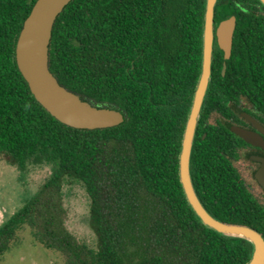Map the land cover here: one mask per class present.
Wrapping results in <instances>:
<instances>
[{"label": "trees", "instance_id": "1", "mask_svg": "<svg viewBox=\"0 0 264 264\" xmlns=\"http://www.w3.org/2000/svg\"><path fill=\"white\" fill-rule=\"evenodd\" d=\"M35 2L0 0V153L23 171L43 163L54 169L0 226V259L27 228L36 243L60 255L53 264L247 263L252 245L206 227L179 177L201 69L205 0H72L59 14L49 46L51 72L92 105L124 115L117 126L93 130L55 119L18 68L17 41ZM233 15L230 59L215 45L192 175L214 216L264 235L263 207L217 153L226 143L225 121L218 120L222 129L208 128L211 117L237 107L264 112V7L258 0H219L216 23ZM72 183L82 184L89 197L95 247L66 225L63 187Z\"/></svg>", "mask_w": 264, "mask_h": 264}, {"label": "water", "instance_id": "2", "mask_svg": "<svg viewBox=\"0 0 264 264\" xmlns=\"http://www.w3.org/2000/svg\"><path fill=\"white\" fill-rule=\"evenodd\" d=\"M72 0H36L26 18L16 45V62L32 95L47 112L61 123L76 129H103L124 121L121 111L97 107L78 93L62 86L49 68V46L53 26L59 14ZM219 0H205L202 30L200 75L188 113L179 154V177L186 199L197 218L209 229L226 237L239 238L252 245L250 259L245 264H264V235L257 228L241 223L223 221L205 206L196 189L192 175V156L202 111L213 77L214 48L217 43L229 60L232 54L237 17L231 16L216 26V7ZM264 7V0H258ZM226 64L223 68V74ZM254 126L258 123L242 113ZM230 129L245 141L257 146L264 143L254 132L231 125ZM256 178L264 187V159Z\"/></svg>", "mask_w": 264, "mask_h": 264}, {"label": "rangeland", "instance_id": "3", "mask_svg": "<svg viewBox=\"0 0 264 264\" xmlns=\"http://www.w3.org/2000/svg\"><path fill=\"white\" fill-rule=\"evenodd\" d=\"M53 169L52 163H43L31 165L23 171L17 163L0 153V226L37 194L51 177ZM63 195L68 211V229L81 241L95 247L97 238L89 225L90 201L84 186L66 184ZM60 261V255L36 243L26 228L17 245L0 259V264H53Z\"/></svg>", "mask_w": 264, "mask_h": 264}, {"label": "flooded vegetation", "instance_id": "4", "mask_svg": "<svg viewBox=\"0 0 264 264\" xmlns=\"http://www.w3.org/2000/svg\"><path fill=\"white\" fill-rule=\"evenodd\" d=\"M220 22L216 23V26H218ZM225 64L226 63L224 62L223 68ZM242 113H246L253 118V120L259 124L258 127L254 126L246 117L243 116ZM217 116L219 117L214 116L209 119L211 125H208V128L212 129L217 127L218 129H222V127L218 125V120L223 119V121H225V129L228 131L222 133L226 139V143H223L222 146H217V153L223 156V160L236 171L239 181L244 185L245 189L251 195L255 203L264 209V187L256 178V173L262 166L261 159H264V147L245 141L230 129L231 125H233L254 132L260 136L264 143V112L259 109L251 108L250 106L248 109L237 107L234 109V113L227 111L226 115ZM207 135L208 133L204 132L202 137L206 138Z\"/></svg>", "mask_w": 264, "mask_h": 264}]
</instances>
